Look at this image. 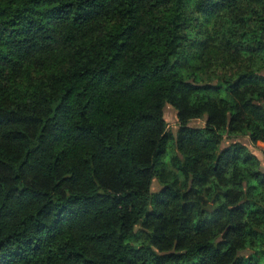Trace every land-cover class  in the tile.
I'll return each instance as SVG.
<instances>
[{
	"label": "trees",
	"instance_id": "obj_1",
	"mask_svg": "<svg viewBox=\"0 0 264 264\" xmlns=\"http://www.w3.org/2000/svg\"><path fill=\"white\" fill-rule=\"evenodd\" d=\"M243 138L264 0H0V264H264Z\"/></svg>",
	"mask_w": 264,
	"mask_h": 264
},
{
	"label": "rangeland",
	"instance_id": "obj_2",
	"mask_svg": "<svg viewBox=\"0 0 264 264\" xmlns=\"http://www.w3.org/2000/svg\"><path fill=\"white\" fill-rule=\"evenodd\" d=\"M165 120L167 122L169 132H173L174 134H176L179 129V120L177 117V112L172 106H167L165 108ZM190 125L192 127H202L205 125V121L204 119L194 120L191 122ZM241 141L247 144L249 148H251V150L254 151L258 155V157L261 160L262 167L264 169V147H261L260 145L259 147H254L252 144H250L248 139H245V138H243ZM171 152H172V149H171ZM158 188H159V185L157 182H155L154 190H158Z\"/></svg>",
	"mask_w": 264,
	"mask_h": 264
},
{
	"label": "built area",
	"instance_id": "obj_3",
	"mask_svg": "<svg viewBox=\"0 0 264 264\" xmlns=\"http://www.w3.org/2000/svg\"><path fill=\"white\" fill-rule=\"evenodd\" d=\"M260 146H261V147H264V143H261Z\"/></svg>",
	"mask_w": 264,
	"mask_h": 264
}]
</instances>
